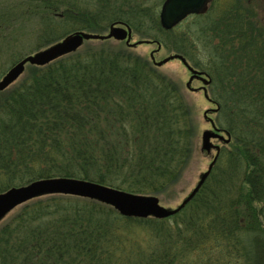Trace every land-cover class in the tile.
Segmentation results:
<instances>
[{"label":"trees","instance_id":"obj_1","mask_svg":"<svg viewBox=\"0 0 264 264\" xmlns=\"http://www.w3.org/2000/svg\"><path fill=\"white\" fill-rule=\"evenodd\" d=\"M38 2L45 12L62 11L43 22L42 48L100 23H124L186 60L195 50L185 42L202 46L211 53L212 95L217 84L224 87L217 122L232 142L176 232L158 233L186 208L165 220L134 219L95 201L50 196L26 204L2 228L0 264H264V25L239 2L214 21L206 22L209 11L173 31L142 5ZM190 20L196 28L184 30ZM173 36L183 42L170 48ZM194 129L175 83L152 63L130 48L86 46L30 66L0 104V194L52 178L162 194L192 157ZM125 224L149 229V243L130 238Z\"/></svg>","mask_w":264,"mask_h":264},{"label":"rangeland","instance_id":"obj_2","mask_svg":"<svg viewBox=\"0 0 264 264\" xmlns=\"http://www.w3.org/2000/svg\"><path fill=\"white\" fill-rule=\"evenodd\" d=\"M38 1L39 0H0V81L17 63L22 61L24 58L34 55L39 51H42L49 47L47 46L42 48L41 47L42 43L39 39V35L41 34L42 28L44 27L43 22H45V20L50 18L51 16L54 17L58 16L59 18V16L62 15V11L58 12L57 13L58 15L55 14L54 12L51 13L45 12L44 11L45 9H43L42 5ZM84 1L85 0H79L80 3H83ZM161 1L162 0H110L112 5H117L120 7L123 6L125 7V9L135 4L139 6L142 5L144 9L146 10L150 9L152 11L151 13L152 17H154V14L160 17V11L163 5ZM220 1L221 4L219 3L215 7L214 11H213V6H210L209 8L210 15L208 16L206 22L210 20L211 21L216 20L220 16L219 15L220 12L228 11L227 10L228 8L234 6L233 4L239 2L244 6V8L249 13V15L253 16V17L251 16L252 20L261 23L260 27H263L262 24L264 25V0H220ZM96 3L97 0H90V8L93 9ZM190 24H191V20L184 25L185 27L183 29L194 30L196 28L194 26L191 27ZM187 25L190 26L187 27ZM110 26H105L104 24L100 23V25L94 26L95 29L90 28V31H84V32L99 34V35H107L109 33ZM69 28L72 29L73 27L69 26ZM69 28L67 26L66 29ZM132 31L134 37L133 43L139 41L154 42V40H149L146 38L142 39L141 35L137 34L133 29ZM195 33H197V31ZM177 42L182 43L183 40L176 39L173 36L172 38L170 37L168 39L167 44L169 45L170 48H173L174 44ZM190 42L191 41L189 39V42H185V44L186 45L190 44L188 46L192 47L193 50L195 51L193 52V55H190V58H187V62L195 70L203 72L206 75H209L207 70L209 69L208 68V64L210 63L209 61H211V56H210L211 53L209 52L210 55L208 56L205 49H203L202 46L200 47L197 43L191 42L193 44L192 45ZM110 44L112 46H119L122 49L129 48L126 46L125 42H116L115 40L112 39L103 42L101 41L86 42L81 49H83L86 46L99 47ZM130 50H132V52L135 53L136 55L146 59L149 63H152V65H154V63L151 60V54L158 50V43L154 42L153 44H142L134 49L130 48ZM175 52H176L175 49H168L162 45L160 51L155 55L156 61L161 62L170 56L178 54ZM30 66L31 65H28L26 67L23 77L15 85L21 83L24 80V78L28 74V70L30 69ZM158 69L160 73L170 78L175 83V86L178 88V93L180 92L182 100L185 102L186 106H188L190 109L191 117L195 126L194 129L195 134L197 136V142L194 151L192 153V157L185 163L183 170L178 175L179 177L177 178V180L175 182L173 181L174 183L164 193L159 195H154L160 200V204L163 207L176 209L179 205H181L183 200L187 198V196H189V194L195 189V187L199 183V178L201 174L205 173L208 170V167L211 164L213 157L215 156V152H213L212 157H210L208 156V153L201 151L203 133L205 131L213 129L208 119H205V114H207L208 118L211 119L215 123L217 128L221 130L217 122L218 115L215 113V110L219 107L216 101L222 103L226 99V97L225 99L221 97L223 94L222 90L224 89V87L222 85L217 84L216 88L214 87L215 92L212 91L213 95L216 97L215 98L216 100L214 101L210 88H208L209 100L206 99L202 91V88H204L205 86L199 80H194L191 85L193 89L199 91L197 92L190 91L187 88V85L192 75L189 72V70L179 60H173ZM221 76L223 78V75ZM11 88H13V86ZM10 89L4 92H0V104L2 103L3 99L6 97ZM221 131H223V133L225 132L224 129H222ZM212 143L222 147V149L225 146L222 143H220L218 140L212 139ZM227 146L228 144L226 145V147ZM24 206L25 205L18 208L6 218V220L0 225V232L7 223H10V221L19 214V212ZM187 206L186 209L188 208ZM187 210H188L187 213L183 216L181 215L180 218L171 219L170 222L161 224L163 226H161V229H159L158 231L160 236L166 234L165 232L174 233L176 232V230H178V228H181V227H176V225L178 222H180V220L185 219L186 215H189L191 210L189 209ZM144 227H141L137 224L134 225L125 224L122 227V231L129 234L130 238L133 239L135 238L138 241L142 242L143 244L141 246L144 245L145 247L146 244L149 243L147 240L148 239L147 233L149 229H145ZM144 241L146 242L144 243Z\"/></svg>","mask_w":264,"mask_h":264},{"label":"water","instance_id":"obj_3","mask_svg":"<svg viewBox=\"0 0 264 264\" xmlns=\"http://www.w3.org/2000/svg\"><path fill=\"white\" fill-rule=\"evenodd\" d=\"M215 1L217 0H165L160 12L161 27L165 31H172L190 16L205 15L208 12L210 4ZM112 39L116 42H125L127 47L133 49L142 44L154 43L152 41H139L133 43L134 37L132 29L128 25L122 23L111 25L107 35L77 31L17 63L0 81V92H4L14 86L23 77L28 65L45 67L60 58L77 53L86 42H103ZM160 49L161 45L158 43V50L156 52H159ZM156 52L151 54V60L157 68L163 67L173 60L181 61L192 75L187 88L192 92H197L199 90L191 87L192 82L194 80L201 81L205 86L203 88L204 96L209 100L208 91L206 89V87L211 84L209 76L192 68L187 60L178 54L170 56L161 62H157L155 58ZM205 119H208L213 129L203 133L201 151L208 153L210 157H212L215 151L216 155L213 157L208 170L201 174L199 183L195 189L176 209L163 207L160 204V200L155 196L132 194L86 180L52 178L38 180L19 188L14 187L0 194V225L11 213L23 205L49 196H69L95 201L110 207L125 218L165 220L176 216L185 209L200 192L217 164L221 148L212 143V139L218 140L224 145L230 144L232 140L230 134L227 132L223 133L218 129L215 123L208 118L207 114H205Z\"/></svg>","mask_w":264,"mask_h":264}]
</instances>
